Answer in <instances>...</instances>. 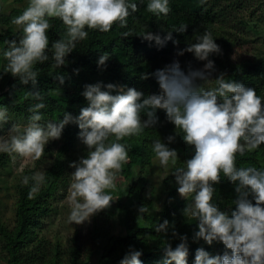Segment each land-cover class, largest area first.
Masks as SVG:
<instances>
[{
    "label": "clouds",
    "instance_id": "clouds-1",
    "mask_svg": "<svg viewBox=\"0 0 264 264\" xmlns=\"http://www.w3.org/2000/svg\"><path fill=\"white\" fill-rule=\"evenodd\" d=\"M205 2L200 0L201 4ZM145 3L146 11L156 18L167 17L171 11L170 0H27L22 13L11 19L19 30L18 38L6 39L0 45V71L35 87L40 76L38 64L51 60V67L59 69L91 31L108 33L114 25L127 29L128 18ZM55 19L62 22L64 31L50 46L48 32ZM187 29L188 24L180 23L164 36L143 30L137 35L164 46L168 41L179 44L173 33H185ZM133 34V29L121 33L125 38ZM185 52L206 61L203 68L185 73L176 60L151 74L161 92L147 96L136 88L118 89L113 83L86 85L82 95L87 106L78 116L64 112L62 118L46 119L41 111L47 107L44 96L39 91L30 92L37 102L28 108L26 122L14 123L0 135V154H7L13 161L40 160L49 142L61 138L66 125H78L87 156L71 164L75 171L70 174L65 222L81 225L111 206L120 172L130 160L128 139L154 128L159 119L157 110L162 109L176 126V135L182 134L195 152L181 163L178 151L169 146L176 136L170 135L167 143L152 141L154 161L166 177L169 173L175 176L179 194L188 200L183 215L198 226L194 239L225 245L222 255L212 256L203 247L197 249L194 264H264V164L237 166L238 155L243 157L264 144V96L253 87L226 79L223 73L212 78L215 62L210 57L220 54L221 48L211 30L195 35V42H189L178 55ZM109 58V53H103L98 66H104ZM55 76L61 84L64 82L62 75ZM10 119L8 108L0 106V129ZM221 175L235 185L237 194L228 210H222L213 199L214 184L220 182ZM20 183L29 187L28 197L32 199L47 185V177L45 172L35 171L21 175ZM232 205L236 206L234 210ZM148 212L146 205L139 208L141 216ZM168 227L165 219L155 231L166 233ZM173 235L179 236L175 231ZM179 239L181 243L175 248L168 243L164 246V264H188V236ZM142 255L141 250L130 249L120 264H142Z\"/></svg>",
    "mask_w": 264,
    "mask_h": 264
},
{
    "label": "trees",
    "instance_id": "trees-1",
    "mask_svg": "<svg viewBox=\"0 0 264 264\" xmlns=\"http://www.w3.org/2000/svg\"><path fill=\"white\" fill-rule=\"evenodd\" d=\"M238 1L243 0H235V2ZM223 2H229L227 7L232 5V0H206L203 4L200 3V0H170V13L167 17L160 18H156L146 11V3L138 5V11L128 18L127 29H119L114 25L113 30L108 33L91 31L88 39L77 45L76 50L66 57L67 63L59 69L51 67V60L42 65L38 64L40 76L35 87L31 83L21 84L18 78L13 77L11 73L0 71V76H2L0 79V106L9 107L11 111L17 113V117L26 120L30 115L28 108L37 102L32 99L29 93L39 91L44 96V102L47 105L45 109L41 110L45 114V118L57 119L62 118L64 112L71 113L73 116L80 114V110L87 106V100L82 93L85 86L89 84L107 85L113 83L118 86V89L120 87L136 88L138 91H142L145 96L159 94L161 92L160 85L155 76L151 75L156 70L163 69L176 60L180 62L185 73L190 69H202L201 67L206 61L198 60L190 52L178 55V51L185 49L189 42H195V35L202 34L206 29L212 31L216 43L221 48L220 54H213L210 57L215 62L212 78L215 79L223 73L226 79L253 87L258 95L264 96V49L251 59H235L234 50L239 40L233 38L232 32L228 31L226 27L225 23L229 20L225 14L226 11L222 8ZM15 16L17 15L10 14L8 16L10 23ZM180 23L188 24V29L185 33H173V39L178 40L179 44L168 41L164 46H159L155 41H147L137 35L143 30L164 36L173 25L178 26ZM52 24L53 27L48 32L50 46L52 41L61 38L64 31L60 20L55 19ZM12 26L11 24L8 30L0 34V45L6 39L18 38L16 35L19 34V30L13 31ZM128 29H133L134 34L125 38L121 33ZM105 52L110 54V58L104 66H98V59ZM50 72L52 75L49 74ZM57 73L64 78L62 84L55 76ZM145 75L147 78H142ZM113 94L117 93L113 92ZM6 99L9 102L16 99L18 103L12 105ZM157 116L159 119L154 128L146 129L140 137L128 139V143L131 145L130 160L126 164L125 170L120 172L127 179L131 177L133 169L136 167L144 171L152 165L154 157L150 149L152 142L149 138L153 137L150 134L157 131L176 132V126L167 120L164 110H157ZM142 119H147L146 114L142 113ZM81 131L74 123L65 126L61 136L63 141V146L60 149L61 155L54 167L46 173L47 185L42 188L39 194L29 199V187L20 184L15 229L9 231L0 221V235L10 255L7 264H59L58 258H54L53 261L44 260L40 243L38 246L29 247L33 242L31 235H34V229L41 225L42 217L49 205L48 202L56 193L59 181L64 179L63 173L67 164L62 159L65 155L72 153L76 149V145L81 142L79 139ZM165 135L166 138L164 137L163 141L167 143L169 134ZM177 136L179 140L177 148H175L182 163L193 157L195 148L183 140L182 134ZM171 145L172 143L169 145L172 148ZM262 164H264V144L257 150L246 153L243 157L237 156L238 167H261ZM142 182L148 183L139 173V180L135 184ZM163 183L165 200L159 213L151 212L153 200L145 192L146 185L140 189L132 186L126 198L122 196L118 198L116 204L121 213L120 219L125 229V235L113 237L103 248L101 247L102 257L96 264H120L124 256L133 248L143 252L142 264H164V246L168 243L173 248L177 247L181 243L179 236L183 235L188 236V264H194L196 251L201 247L214 256L224 253L225 245L222 242L206 245L202 239L199 241L194 239L198 226L195 221L188 222L183 215V209L187 206L188 201L178 197L175 176H168ZM214 188L216 190L214 202L222 210H228L237 195L235 185L221 175L220 182L214 184ZM145 205L149 208V212L141 216L139 208ZM235 207L232 205L233 210ZM165 219L169 221L167 232H156L157 224L163 223ZM142 222L146 223V226H141ZM174 231L179 236H174ZM77 248L80 249V246L75 244L73 246L75 254L78 253ZM76 258L80 259L78 256ZM76 258L72 261L75 262Z\"/></svg>",
    "mask_w": 264,
    "mask_h": 264
},
{
    "label": "rangeland",
    "instance_id": "rangeland-1",
    "mask_svg": "<svg viewBox=\"0 0 264 264\" xmlns=\"http://www.w3.org/2000/svg\"><path fill=\"white\" fill-rule=\"evenodd\" d=\"M227 4L229 2H223L222 4V8L226 11L225 14L229 20L225 24L228 31L232 32L231 34L233 35L231 36L239 40L234 50L235 59H251L257 56L264 49V0H243L238 2L232 0L231 6L227 7ZM26 5L27 0H0V34L11 26L8 16L10 14L19 15ZM12 28L13 31L18 30L15 26H12ZM6 101L12 105L18 103L16 99L10 102L6 99ZM7 108L11 119L0 129V135L6 134L14 123L26 122L23 118L17 117V113L11 111L9 107ZM173 132H154L150 134L153 137L149 138L150 142L154 139L163 140L166 136L165 134H169L168 136H176L171 146L172 148H177L179 138L176 132ZM62 146L63 141L61 138L49 142L44 156L37 161L21 160L20 158L13 161L7 154H0V221L9 231L14 230L17 224L20 176L31 175L35 171H43L46 174L54 167L60 157ZM86 156V146L81 142L76 145V149L72 153L64 156L62 160L67 164V168L63 173L64 179L59 181L56 193L49 200L41 225L34 229V235H31L33 242L29 248L38 246V243H40L44 253V260L46 261H53L54 258H58L59 264H96L99 262L102 257L101 247L103 248L111 238L125 235V229L120 219L121 213L116 203L119 197H127L132 186L140 189L143 188V185H146L145 192L153 200L152 213H159L164 206L165 186L163 181L172 174L169 173L166 177L164 170L153 159L152 165L144 171H141L139 167L133 169L129 179L122 174L119 175L117 180L118 190L114 194L115 200L109 208L94 215L90 222H85L81 225L75 223L73 225L67 224L65 221L69 209L66 198L70 174L75 171L71 164ZM125 168L126 165L122 170H125ZM139 173L142 174L144 180H147L148 183L135 184L139 180ZM178 197L187 200L182 198L180 194ZM141 226H146V223L142 222ZM75 244L80 246V249L77 248V254L73 251ZM205 244L208 245L206 242ZM9 256L4 240L0 235V264H7ZM76 256L80 259H77ZM74 258L77 259L75 262L72 261Z\"/></svg>",
    "mask_w": 264,
    "mask_h": 264
}]
</instances>
